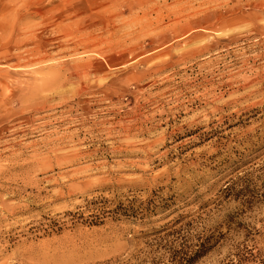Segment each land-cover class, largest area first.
<instances>
[{"label":"rangeland","instance_id":"374dc122","mask_svg":"<svg viewBox=\"0 0 264 264\" xmlns=\"http://www.w3.org/2000/svg\"><path fill=\"white\" fill-rule=\"evenodd\" d=\"M0 264H264V0H0Z\"/></svg>","mask_w":264,"mask_h":264},{"label":"bare ground","instance_id":"6f19581e","mask_svg":"<svg viewBox=\"0 0 264 264\" xmlns=\"http://www.w3.org/2000/svg\"><path fill=\"white\" fill-rule=\"evenodd\" d=\"M42 86V85H41ZM38 92V91H37ZM49 98V97H48ZM47 99V98H46ZM43 109V108H42Z\"/></svg>","mask_w":264,"mask_h":264}]
</instances>
